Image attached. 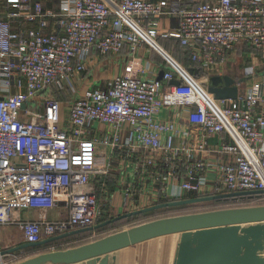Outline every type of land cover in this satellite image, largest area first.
<instances>
[{
    "label": "built area",
    "instance_id": "2783aa9c",
    "mask_svg": "<svg viewBox=\"0 0 264 264\" xmlns=\"http://www.w3.org/2000/svg\"><path fill=\"white\" fill-rule=\"evenodd\" d=\"M71 1L52 12L40 0H0V228L17 227L30 244L98 225L109 177L108 201L119 198L123 214L158 200L264 193V75L234 100L216 101L205 85L237 48L264 57V0ZM171 18L175 29L160 33ZM158 38L186 49L199 75L175 65L177 77L163 80L179 86L139 77L134 57L143 46L162 52ZM93 55L128 64L108 87L78 93ZM52 87L75 94L66 112L54 96L37 100ZM174 107L188 110L183 131L158 119Z\"/></svg>",
    "mask_w": 264,
    "mask_h": 264
},
{
    "label": "water",
    "instance_id": "95a60500",
    "mask_svg": "<svg viewBox=\"0 0 264 264\" xmlns=\"http://www.w3.org/2000/svg\"><path fill=\"white\" fill-rule=\"evenodd\" d=\"M187 72L190 75H199L196 68H189ZM164 74L165 72L161 71L156 79L162 84L165 82ZM246 79L236 80L227 75L212 76L206 89L216 101L234 100L238 96L239 86L244 84ZM179 84V81L172 82L173 86H179ZM263 197L262 191L241 192L157 204L39 243H22L2 251L1 256L45 248L76 234L92 232L122 219L166 208L223 199H261ZM171 235L179 236L173 264H264V205L161 218L77 247L28 256L15 264H109V256L115 252Z\"/></svg>",
    "mask_w": 264,
    "mask_h": 264
},
{
    "label": "crops",
    "instance_id": "0c3cea01",
    "mask_svg": "<svg viewBox=\"0 0 264 264\" xmlns=\"http://www.w3.org/2000/svg\"><path fill=\"white\" fill-rule=\"evenodd\" d=\"M40 1L46 9L52 12H60L63 10H67L72 5L71 0H59L57 5L47 7L45 1ZM175 27L176 20L173 18L168 20L161 19L159 21L160 33L173 31ZM157 45L162 50V52L153 50L148 46H143L136 53V56L134 57L135 60L133 66L135 73L139 77L149 80H156L161 71L172 72L173 76L177 77V74L175 73V70L172 66L176 65L186 70H188L189 68H193L188 62L187 53L185 49L180 48L174 40L158 38ZM243 50L244 48H237L233 53L227 55L225 60L219 66V74L212 73L213 71L210 73L207 72L209 79L212 76L224 75L230 76L236 80L247 78L246 82L239 86V95H242L246 91V89L250 88L252 85L257 83L260 77L264 75V71L261 70V67L263 66L261 65H259L256 71L257 73H255V75L253 68H251L252 75H249L246 74L245 68L240 71L238 70V68L234 67V65H231V70L228 69L229 71H227L225 66L227 64L230 65L234 61L233 56L238 55V53ZM127 64V60H121L116 56H106L101 58L93 55L91 59L87 62V73L79 77V79L74 80V86L76 91L78 93H82L84 90L92 86L108 87L113 78L117 74L121 73L123 68ZM209 79L208 81H205V85L209 84ZM174 80L177 81V79L174 78L168 82H164V84L166 83L167 85L173 86L172 82ZM3 84L5 83L3 82ZM66 106L67 105H62L63 112H66L67 110ZM262 107H264V105H262ZM262 109L264 112V108ZM187 114V109L174 107L163 110L159 114L158 119L162 121L169 120L174 124L176 128L179 129V131H183L187 128ZM181 142V138H177L175 141V145H179ZM215 142L216 138H212L210 140L211 144H214ZM215 158L217 159V157L213 156V154H210L209 156H206V161L208 163H211L212 166L216 167L217 162L215 161ZM213 170H216V168ZM107 181V183H111V186L113 185L112 178L109 177ZM173 183H175V181H172L168 184L167 191L169 193L174 189V186H172ZM110 190L106 186L104 187V189L101 190L100 212H102L103 215L105 213L111 214V216L115 218L123 214L121 209L122 202H120L119 198H116L112 202L108 201V193ZM106 211H109L111 213H108ZM21 216L23 219H36V213L31 211H23L21 213ZM48 217H56V210L49 211ZM178 242V235L165 236L149 240L113 253L109 256V264H173L176 257ZM0 243H2L3 247L2 249H0L1 251L19 245L21 243V234L19 229L15 226L0 228ZM73 247L77 246H71L69 248ZM20 256L25 258L28 257L24 254H20Z\"/></svg>",
    "mask_w": 264,
    "mask_h": 264
},
{
    "label": "rangeland",
    "instance_id": "374dc122",
    "mask_svg": "<svg viewBox=\"0 0 264 264\" xmlns=\"http://www.w3.org/2000/svg\"><path fill=\"white\" fill-rule=\"evenodd\" d=\"M233 56V55H232ZM234 61L229 65L227 64L225 66V68L227 69V71L231 70L230 66L234 65V67L238 68V70L242 71L243 68H253L254 71V75L255 73H257V69L259 67V65L263 66L261 67V70L264 71V57L253 52L252 50H250L249 48H245L243 51L239 52L238 55H234L233 56ZM225 69V70H226ZM229 69V70H228ZM49 96H54L55 94H53L52 91H49L47 94L40 96L37 98V100H44L46 98H48ZM64 99H66V102H70L74 97L75 94L69 93L67 92L66 94H62V97H64ZM100 185L98 184V189ZM106 187L110 190L111 188L114 189V185L111 186V183H106ZM252 205H264V201L259 202V203H254ZM240 205L238 204H233V203H225V202H213V203H203V204H196V205H191V206H186V207H180V208H172V209H163V210H158L155 211V213H152L149 216L146 217H142L139 220L136 221H132L131 223H118L116 225H114L113 227L107 229L106 231L103 232H94V233H90L87 234L84 239L81 241H77V242H65L62 244H58V246H56V248L51 247H45V248H38V249H34L31 252L27 251L24 253H19V254H14L13 256H8L6 257V260L8 261V263L12 262L11 264H15L21 260H23L25 257L20 256V254H24L26 256H33L39 253H43V252H48L51 250H64V249H68L71 246H80L83 244H87L99 239H102L104 237H107L111 234L120 232L122 230H126L129 229L131 227H135L138 226L140 224L149 222V221H153V220H157V219H161V218H167V217H173V216H182V215H189V214H197V213H204V212H211V211H217V210H224V209H231V208H236L239 207ZM111 213V212H110ZM2 243H0V249H2Z\"/></svg>",
    "mask_w": 264,
    "mask_h": 264
},
{
    "label": "trees",
    "instance_id": "16d2710c",
    "mask_svg": "<svg viewBox=\"0 0 264 264\" xmlns=\"http://www.w3.org/2000/svg\"><path fill=\"white\" fill-rule=\"evenodd\" d=\"M46 2V6L47 7H52L53 5H57L59 0H43ZM19 26L18 27H21L22 25H25V24H18ZM34 25H31V24H27L26 27H33ZM161 39V38H159ZM170 40H174V39H170ZM176 43L177 41L174 40ZM178 45V43H177ZM179 46V45H178ZM180 47V46H179ZM181 48V47H180ZM186 53H187V50L185 49ZM187 58H188V54H187ZM188 62L190 63L189 59H188ZM191 65V64H190ZM192 67V65H191ZM50 91L53 92V94H55V97L57 100H59V102L62 104V105H67L69 102H66L67 100L64 99V97H62V94H66L67 92L71 93V91L69 89H59L57 87H52L50 88ZM190 198H200V197H195V196H188L186 197L185 199H190ZM173 201H179V200H158L157 201V204H163V203H169V202H173ZM264 201V198H261V199H257V198H253V199H237V200H232V199H223V200H216V201H213V202H225V203H233V204H238L240 205L239 207H236V208H241V207H253L255 205H252L254 203H259V202H262ZM213 202H206V203H213ZM199 204H203V203H199ZM196 205V204H194ZM191 206V205H189ZM257 206H262V205H257ZM182 207H186V206H182ZM173 208H180V207H173ZM166 209H172V208H166ZM163 210V209H162ZM152 213H155V211L153 212H150V213H147V214H142V215H137V216H134V217H130V218H126V219H122V220H119L115 223H112L110 225H107L101 229H98V230H95V231H92V232H86V233H80V234H76V235H73L71 237H68V238H65L63 240H60L58 242H54L46 247H54L56 248V246H58V244H62V243H65V242H77V241H81L84 239V237L87 235V234H90V233H94V232H103V231H106L107 229L113 227L114 225L118 224V223H131L132 221H136V220H139L141 219L142 217H146V216H149L151 215ZM113 217L111 216V214H107L105 213L98 221V224L100 223H103L107 220H110L112 219ZM150 222V221H149ZM147 223V222H146Z\"/></svg>",
    "mask_w": 264,
    "mask_h": 264
}]
</instances>
